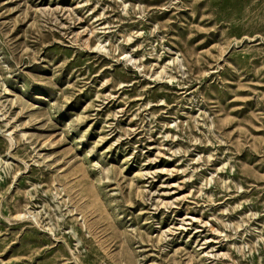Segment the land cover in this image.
Listing matches in <instances>:
<instances>
[{"label":"rangeland","instance_id":"1","mask_svg":"<svg viewBox=\"0 0 264 264\" xmlns=\"http://www.w3.org/2000/svg\"><path fill=\"white\" fill-rule=\"evenodd\" d=\"M0 264H264V0H0Z\"/></svg>","mask_w":264,"mask_h":264}]
</instances>
